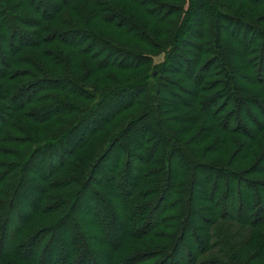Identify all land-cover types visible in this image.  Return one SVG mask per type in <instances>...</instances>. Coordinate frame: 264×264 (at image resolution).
<instances>
[{"label": "trees", "instance_id": "1", "mask_svg": "<svg viewBox=\"0 0 264 264\" xmlns=\"http://www.w3.org/2000/svg\"><path fill=\"white\" fill-rule=\"evenodd\" d=\"M201 3L187 38L191 12L160 0H0V264L259 261L264 244L244 260L211 229L264 242V28ZM221 20L242 36L212 35ZM139 69L124 84L111 71ZM220 144L235 146L225 163L209 159Z\"/></svg>", "mask_w": 264, "mask_h": 264}, {"label": "rangeland", "instance_id": "2", "mask_svg": "<svg viewBox=\"0 0 264 264\" xmlns=\"http://www.w3.org/2000/svg\"><path fill=\"white\" fill-rule=\"evenodd\" d=\"M199 2H202L200 5H203V7L205 8L206 12L208 9H210V6L208 4H215L218 8V13L217 15H233L234 13L235 14H239L240 13H245L246 15H248L250 18H253L252 20L253 21H257L260 26L262 28H264V0H255L254 2H245L244 0H197ZM212 1V2H210ZM161 3H167L169 5V7H171V13L172 12H175L176 10L180 9L181 11H186L188 14L191 12V14H189V17H192V19L190 20V22L188 23V26L186 28V31L189 33L188 36H186L187 38H190L189 36H195L194 34H196V32H200L202 26H203V23L201 25H198L196 24V22L193 20V18H195V14L202 8H196V10H194V12L192 11L191 9V0H160ZM158 10H159V14H164L163 10L162 9H159V6H157ZM128 9L133 11V12H136V8L133 6V5H130L128 4ZM211 17H214L210 12H208ZM140 18L143 20V21H147V17L142 13V12H138L137 13ZM180 14H177L176 18L179 16ZM241 16V15H240ZM188 18V16L186 17V19ZM170 19H174L173 16H171ZM178 19V18H177ZM180 21V19H178ZM193 20V21H192ZM215 20V19H214ZM216 22V21H215ZM102 27V25H101ZM215 27V26H214ZM216 28L218 29V31L216 32H213L212 35L214 34H217L219 37L221 35V30L223 29V31H231V33L233 32L234 34H237L238 36H242V29L240 28V25H236L230 21H224V20H221L220 21V26H216ZM104 29H105V32L108 33L109 35H111L113 38H115V40L119 41V42H122V41H125V42H129L131 44H140V43H137L135 41H132L130 39H128V37H126L125 34L123 33H120L119 31L113 29L112 27H107L104 25ZM216 29V30H217ZM241 29V30H240ZM250 28H246V31H245V34L244 36H250V33H248V30ZM255 31V30H254ZM239 32V33H238ZM224 36V34L222 35ZM258 35H254V38L257 37ZM164 40V37H159L157 38L155 41L157 43H159V41H162ZM148 51L150 52V56L152 57V60H153V64L154 65H157L158 63H161L162 60H163V57H164V53H158L156 49L153 50V48H150L148 47L147 48ZM87 67H90L89 64L86 65ZM87 67H83V66H80V72L79 71H76V69L74 68L71 73L77 75V76H81L84 69L87 68ZM112 71V74L115 76L116 78V81H118L119 83L121 82L122 84L124 83H128L131 81V79H134V78H137L139 76L142 75L143 70H132V71H114V70H111ZM157 72L156 69L152 70L151 71V74H155ZM107 73V72H106ZM194 74V73H193ZM260 76H262L261 73H259ZM109 81H106L103 79V81L101 80L100 81V87L101 89L102 88H106L107 86L110 85V83H108ZM250 89L254 90L255 92L258 91L260 89V86L257 85V86H250ZM248 108L249 110H252L251 108H249L247 105H245V108ZM135 109H133L132 111H134ZM184 109L183 108H180L178 107L176 109V113H173L175 115L177 114H182L184 112H182ZM135 112V111H134ZM133 113V112H132ZM128 115V114H126ZM208 126L211 125L212 123L208 122L207 123ZM177 127H180L179 125H177ZM201 128V127H200ZM45 132V131H44ZM196 132L197 130H194L192 131L191 133H189L187 136L184 137V139L187 141V140H191L193 136L196 135ZM218 132L216 131L215 134L212 136V140L210 141H213V139H216L218 138L219 136V133L217 134ZM38 137H42V133H38L37 134ZM46 138V136L42 137L41 139H44ZM192 141V140H191ZM210 141H207V142H210ZM205 142V143H207ZM203 144V145H190L191 147H194L195 148V152L197 154H202L204 149H205V145L207 144ZM227 144V143H226ZM224 144V148L221 147L219 148L220 150H218L217 152L213 153V154H210L209 156V159H212V160H216L220 163H225L228 161V159L230 158V153L232 151L235 150V146L234 145H226ZM264 149V144L262 145V147ZM247 164H248V161L245 162V165L243 166V168H246L247 167ZM249 165V164H248ZM254 178H261L264 176H256L254 175L253 176ZM41 224H44V222L40 223ZM39 225V226H40ZM212 232H215L217 231L222 237H225L226 236V245L225 247H227L226 249L228 251H231V248H229V246H235V249L232 250L238 257H240L241 259H244V260H248V258L250 256H252V254H254L256 248L262 244H264V242L262 241L261 238H257L256 237H253L254 240L250 243H248L247 245H243L242 242L239 240L238 242V238L242 237V236H246L248 238V235L249 233L251 234V236L253 235V232H255L254 230L258 231V229H247V228H243L241 227L240 225L236 224V223H228V222H220V221H217L214 226L212 227ZM249 230H252L249 232ZM261 231H264V226L262 228H260V232ZM250 236V235H249ZM215 240L214 236L212 238V242ZM219 242V241H217ZM216 245L218 247H220V243H216ZM218 247H217V251H218ZM224 247V248H225ZM223 249V245H222V248L220 250V252L222 251ZM217 252H208L206 254L203 255V257L201 258L202 260H209V259H212L214 257L217 256L216 254ZM259 261L257 259L255 260H252L251 261V264H264V252L263 254L259 257Z\"/></svg>", "mask_w": 264, "mask_h": 264}]
</instances>
